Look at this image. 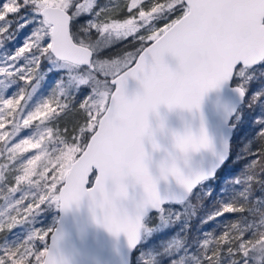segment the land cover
<instances>
[{"label": "snow or ice", "instance_id": "1", "mask_svg": "<svg viewBox=\"0 0 264 264\" xmlns=\"http://www.w3.org/2000/svg\"><path fill=\"white\" fill-rule=\"evenodd\" d=\"M0 264H264V0H0Z\"/></svg>", "mask_w": 264, "mask_h": 264}]
</instances>
